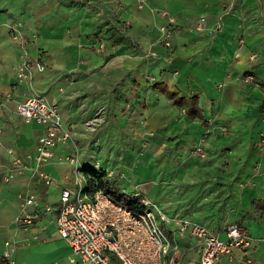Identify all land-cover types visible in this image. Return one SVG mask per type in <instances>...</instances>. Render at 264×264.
<instances>
[{
  "label": "crops",
  "instance_id": "crops-1",
  "mask_svg": "<svg viewBox=\"0 0 264 264\" xmlns=\"http://www.w3.org/2000/svg\"><path fill=\"white\" fill-rule=\"evenodd\" d=\"M168 17L171 37L165 47L157 42L158 26L168 24ZM198 18L204 22L201 32L193 29ZM216 21L221 26L212 30ZM12 22L27 37L28 53L44 65L26 81L15 76L21 50L9 37ZM96 35L105 41L99 51L88 45ZM244 74L251 79L242 80ZM0 88L9 92L0 105V250L3 240L16 241L14 264H80L68 260L70 247L56 231L55 211L41 206L57 205L60 188L71 182L70 164L56 159L69 152L70 143L56 144L42 165L49 183L29 177L27 169L2 179L9 163L5 146L31 163L27 155L41 125L21 120L14 110L30 91L54 100L62 124L76 131L102 106L97 150L117 154L120 164L132 165L142 131L152 132L142 148L152 162L129 173L145 185L149 198L164 201L157 205L167 215L188 212L223 236L222 224L196 218L209 215L211 205L191 204L221 201V209L234 206L229 222L250 236H264V0H144L141 5L138 0H0ZM210 122L227 130L207 133L205 158H187ZM90 137L81 136L79 144L90 145ZM158 169L165 181L161 190L152 180ZM174 180L182 186L173 193L178 197H159ZM25 189L38 198L26 206L38 212L28 230L17 228L13 219L18 193ZM182 192L190 195L183 199ZM31 234L37 239H29ZM245 250L264 264V241H251ZM218 264L228 263L221 257Z\"/></svg>",
  "mask_w": 264,
  "mask_h": 264
},
{
  "label": "built area",
  "instance_id": "built-area-1",
  "mask_svg": "<svg viewBox=\"0 0 264 264\" xmlns=\"http://www.w3.org/2000/svg\"><path fill=\"white\" fill-rule=\"evenodd\" d=\"M138 2L141 5L144 0ZM162 13L167 14L166 11ZM167 20L168 24L158 26L157 37V42L165 47L170 46L171 37L172 19L168 17ZM124 24L127 22L124 21ZM220 26L219 21H216L212 30ZM204 28L202 19L194 20L195 31L201 32ZM8 32L21 50L20 58L14 66L15 76L17 80L26 81L34 71L43 70L44 65L38 55L31 56L28 53V39L20 31L17 22L8 24ZM104 45L101 36L89 42V46L96 51L103 49ZM148 54L152 55L153 52L149 51ZM250 79V74L242 76V80ZM218 84L221 85V82ZM8 99L9 92L0 88V105ZM101 108L98 107L95 114L84 121L86 129L94 130L101 119L98 114ZM14 110L21 120H33L41 125V129L33 151L27 155L31 163L18 157L12 146H5L9 163L2 173L4 181L27 169L29 177H38L44 183H49L51 178L42 165L52 156L56 144L70 143L69 152L57 155L56 159L70 164L71 182L60 188L57 205L41 202L44 211H55L56 231L70 247L68 260L80 264H218L221 257H224L228 264H260L245 248L251 241L264 240V237L246 234L236 222L222 224L220 231L224 235L220 236L216 230L196 219L167 215L155 202L142 195L136 186L130 190L139 196L140 206L135 209L115 202L95 185L89 188L74 146V131L70 126L62 124L54 100H47L41 93L30 91L15 102ZM215 128L221 132L227 130L222 124L207 123L189 148L188 156L205 158L206 136ZM151 133L148 131V134ZM111 173V170H104L106 177H110ZM18 196L20 203L13 219L17 228L28 230L38 212L28 211L26 206L37 203L38 198L28 189L19 192ZM29 239H37V235L31 234ZM16 245L14 240H3L0 264H14L13 251ZM235 250H239L240 254ZM188 253L191 255L187 257Z\"/></svg>",
  "mask_w": 264,
  "mask_h": 264
},
{
  "label": "rangeland",
  "instance_id": "rangeland-1",
  "mask_svg": "<svg viewBox=\"0 0 264 264\" xmlns=\"http://www.w3.org/2000/svg\"><path fill=\"white\" fill-rule=\"evenodd\" d=\"M98 36H100V35H96V36H94V38H96ZM88 45H89V43H88ZM92 116H90L89 118H91ZM89 118H87V119H89ZM87 119H85V120H87ZM85 120H83L82 127L79 130L76 131L73 129V131H74V133H73L74 146L76 148L78 161L82 166V172L85 174L87 172V170H91V169L102 170V171H104L106 169L111 170L112 173H111L110 178L115 180L117 182L118 186L123 187L126 191H130L133 188V186H136V188L138 189V191L142 195H144L149 200L155 202L156 204H158L161 207V204H163L164 201H162L161 198H156L154 195H152L153 197L151 196V198H149L147 196V193L145 190V185H143L142 183H139V184L135 183L132 180L133 178L129 173V171L132 170V168H134L133 166H135V165L139 166L141 170H144L146 168L147 161L152 162L148 158L144 157L142 154V151H143L142 148L147 144L148 139L152 136L151 135L152 133L148 134L147 131H145V130L142 131V136H140V140L138 142V149L136 150L137 152L134 153V155H133L132 165L120 164L121 158L117 154L115 155V154L111 153V154L106 155V154L99 152L97 150L98 143L96 141L95 132L97 131L98 126H100L104 122V119L101 117L100 121H98L96 123L94 130L86 129V127L84 125ZM86 135H91L90 145L86 142H84V144L83 143L79 144V138H81V136H86ZM82 145H83V149L81 148ZM187 158H189L188 153H187ZM61 159H62V157H61ZM189 159H191V157ZM156 172L157 173L154 175V178L155 177L156 178L155 179L153 178L152 180L155 182V185H157L158 187H156L154 189L155 190H158V189L161 190V188H163L162 186L165 184L164 183L165 181H164L162 174H161L162 170L158 169V170H156ZM143 176H144L143 181L145 182L146 181L145 174ZM174 182H175V180H174ZM174 182H172V185L169 182L166 183L167 188L165 190V193L160 194L159 197H161V195H164V196L168 195V196L176 199V197H178V195L173 196V193H176L177 190L182 188V186L178 185L177 182H175V183ZM215 187H219V185H216ZM183 189H187L185 187V185H183ZM160 190L156 191V192L157 193L161 192ZM189 195H190L189 193L187 194L185 192H182L181 197L184 199L186 196L188 197ZM193 196L195 197V196H197V194L193 195ZM191 204H198V205H200V207H208L211 205L212 211H210L209 215L203 216V217H201V216L196 217V218L201 219L205 222L217 223L220 225V224H224L226 222L234 220V217L230 216V213L234 212V209H233L234 206L231 204L227 205V210L221 209L223 207V205H225L221 201H216V202H212L210 200L205 201V202L193 201V202H191ZM187 214H188V212L183 213V215H178V214H172V215L188 216ZM172 215H170V216H172ZM260 237H264V236H260ZM261 241H264V240H261Z\"/></svg>",
  "mask_w": 264,
  "mask_h": 264
},
{
  "label": "trees",
  "instance_id": "trees-1",
  "mask_svg": "<svg viewBox=\"0 0 264 264\" xmlns=\"http://www.w3.org/2000/svg\"><path fill=\"white\" fill-rule=\"evenodd\" d=\"M158 86L160 89H162V91L166 93V95H168L169 97H174V100L177 103L183 102V99L181 97L175 96L173 92L165 90L161 85ZM189 102L190 104H192L191 99ZM85 176L87 178V186L89 188H92L93 185L101 188L112 200L122 204L126 208L135 209L140 206L138 195H134L130 191H122L115 180L110 177L104 176V171L95 169L87 170Z\"/></svg>",
  "mask_w": 264,
  "mask_h": 264
}]
</instances>
